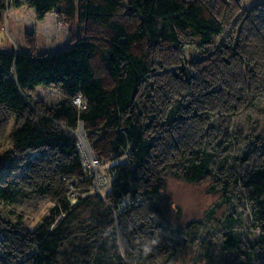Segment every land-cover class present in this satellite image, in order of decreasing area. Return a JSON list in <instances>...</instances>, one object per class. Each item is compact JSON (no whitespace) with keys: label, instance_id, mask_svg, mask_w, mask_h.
Wrapping results in <instances>:
<instances>
[{"label":"trees","instance_id":"trees-1","mask_svg":"<svg viewBox=\"0 0 264 264\" xmlns=\"http://www.w3.org/2000/svg\"><path fill=\"white\" fill-rule=\"evenodd\" d=\"M23 3L33 10L37 22L50 13L59 15L68 27V45L45 53L44 36L7 15L9 7ZM3 30L0 111L16 118L9 133L12 153L41 150V157L51 156L55 175L70 182L72 188L83 189L74 204L67 194L59 197L55 192L54 207L33 230L21 232L13 226L14 234L20 236L27 250L20 264H148L154 258V228L168 223L170 207L164 195L165 179L160 171H154L155 137L146 136L154 117L143 123L136 102L142 85L149 94L152 90L150 78L154 71L147 49H178L183 37L196 48L202 61L215 58L214 64L229 69L235 66L233 60L238 62L241 74L250 75L249 61L239 51L232 33L215 44L222 26L199 0H0V31ZM228 51H234L231 60L226 55ZM187 71L183 67L172 76L189 84ZM36 86L57 88L63 98L51 106L33 101L29 92ZM77 97L82 107L74 104ZM80 128L98 160L114 162L125 158L108 169L109 188L103 197L92 192V176L82 164L74 135ZM214 156L200 147L185 148L177 160L164 164L161 171L172 172L187 183H199L213 178ZM242 161H248V153ZM31 166L29 162L28 167ZM236 182L247 193L250 215L260 233L247 240L250 251L246 253L241 249L243 236L235 232L229 218L219 252L209 255L208 247L203 252L206 257L200 261L205 264H235L234 259L245 254L247 263L239 264H252L264 255V163L238 173ZM47 188V184L40 186L36 193L42 195ZM125 197H139L145 205L148 221L138 223L137 228L147 229L151 246L126 252L129 263L118 255L115 259L111 256L110 262L107 245L98 242L102 234L113 241L118 220L133 223L132 212L138 207L119 210V201ZM14 199V191L0 189V200ZM193 224L187 225L184 233L192 242L197 240ZM164 232L159 239L161 246L176 251L184 241L175 237L181 231ZM70 248L74 251L71 255ZM76 248L85 254L84 259L75 254Z\"/></svg>","mask_w":264,"mask_h":264},{"label":"rangeland","instance_id":"rangeland-1","mask_svg":"<svg viewBox=\"0 0 264 264\" xmlns=\"http://www.w3.org/2000/svg\"><path fill=\"white\" fill-rule=\"evenodd\" d=\"M199 1L210 9L222 26L215 44L231 32L239 51L249 61L251 72L250 75L241 74L238 62L233 60L235 66L229 69L214 64L215 58L210 62L209 59L202 61L196 48L183 37L178 49H147L150 67L154 71L150 78L152 90L149 94L142 85L136 102L143 123L154 117L146 136L155 137L154 171H160L165 179L164 195L170 207L168 223L154 228V258L148 264H205L200 261V258L206 257L203 252L207 247L209 255L219 252L218 246L229 218L235 232L243 236L241 249L246 253L250 251L247 240H253L260 233L250 215L247 193L238 185L236 178L238 173L264 163V0ZM250 8L255 10L249 11ZM7 15L25 23L29 31L42 34L47 54L61 50L69 43L68 27L56 13H50L43 21L37 22L33 10L23 3L20 7H9ZM4 37L5 31H0V43ZM233 54L234 51L226 53L230 60ZM183 67L189 72V84L172 76L174 71ZM29 96L45 106L63 98L57 88L43 86L34 87ZM15 123L13 115L0 111V189L15 193L13 202L0 200V264H20L25 258L27 250L24 242L13 231L15 228L22 232L37 227L54 207L55 192L59 197L67 194L71 204H74L78 193L83 190L72 188L70 182L55 175L51 156L41 157V150L12 153L9 133ZM74 135L77 146L83 145L80 149H87L89 144L82 129ZM198 147L215 155L211 163L213 178L187 183L177 179L172 172L161 171L164 164L171 165L177 160L185 148ZM7 151L11 153L4 156ZM245 153H248L247 162L242 161ZM124 161L125 158L114 162L98 160L101 175L108 180L107 187L101 190L102 197L109 188L108 169ZM29 162L31 167H28ZM89 163V160H82L85 168ZM46 184L48 190L38 195V188ZM93 184L92 179L94 193L93 188L96 187ZM139 205L132 212V224L125 219L116 222L113 241L106 234L99 238L98 243L107 245L106 256L110 257V262L111 256L115 259L118 255L126 263V252L134 249L139 252L144 245L146 248L151 246L147 229L138 231L137 228L138 223L148 221L145 205L143 202ZM192 223L197 228V240L194 242L184 234L187 225ZM178 230L181 233L175 236L176 239L184 241L176 247V251L164 250L160 236L165 234L164 231ZM77 250L75 254H80ZM72 252L70 248L68 253L71 255ZM256 253L261 254L259 250ZM247 256L240 255L234 263H247ZM80 257L84 259L85 254H80ZM262 263L264 255L261 254L252 264Z\"/></svg>","mask_w":264,"mask_h":264},{"label":"built area","instance_id":"built-area-1","mask_svg":"<svg viewBox=\"0 0 264 264\" xmlns=\"http://www.w3.org/2000/svg\"><path fill=\"white\" fill-rule=\"evenodd\" d=\"M74 104L77 107H82V101L80 97H77L76 99H74ZM81 147H83V145L78 146L80 150L79 153L81 155L83 162H85V160L90 161L89 163L90 165L86 166V168L88 169L89 174L92 176V179L94 180L93 186L96 187V188H93L94 193L101 196V190L107 187L108 180L105 179L101 175L99 162L97 158H95V155L92 152L91 148L87 146V149H80ZM95 181H96V186H95ZM140 202L141 201L139 197H136V198L125 197L124 199L119 201V210L125 211V210L136 208L139 206Z\"/></svg>","mask_w":264,"mask_h":264},{"label":"clouds","instance_id":"clouds-1","mask_svg":"<svg viewBox=\"0 0 264 264\" xmlns=\"http://www.w3.org/2000/svg\"><path fill=\"white\" fill-rule=\"evenodd\" d=\"M78 147V146H77ZM102 197V196H101Z\"/></svg>","mask_w":264,"mask_h":264}]
</instances>
